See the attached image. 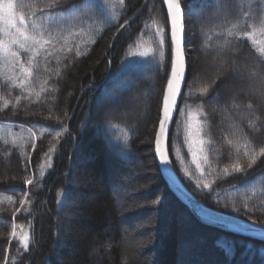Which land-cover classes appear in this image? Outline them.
I'll use <instances>...</instances> for the list:
<instances>
[{
	"label": "trees",
	"instance_id": "16d2710c",
	"mask_svg": "<svg viewBox=\"0 0 264 264\" xmlns=\"http://www.w3.org/2000/svg\"><path fill=\"white\" fill-rule=\"evenodd\" d=\"M24 3L50 43L36 54L10 35L20 63L0 57V264H264L263 242L201 224L159 172L153 141L172 60L169 25L162 52L156 35L163 2L91 0L92 12L63 0ZM231 8L227 23L209 22L200 0L188 2L194 46L167 153L205 207L264 225V95L254 86L264 78V3L232 0ZM128 61L139 70L128 71ZM229 77L241 79L238 91L226 90ZM105 97L119 103L102 114L96 104L110 106ZM131 103L138 118L125 111ZM190 119L200 137L195 157L185 139Z\"/></svg>",
	"mask_w": 264,
	"mask_h": 264
},
{
	"label": "snow or ice",
	"instance_id": "6c2138e0",
	"mask_svg": "<svg viewBox=\"0 0 264 264\" xmlns=\"http://www.w3.org/2000/svg\"><path fill=\"white\" fill-rule=\"evenodd\" d=\"M63 2L69 9L75 7L77 3H85L87 4L86 11H93L91 0H71V2L70 0H63ZM98 2L99 0H96V3ZM164 2L167 4V19L163 25L158 27L156 35L159 37V48L162 52L166 45L168 25L170 24L172 60L171 75L167 80V90L163 97L162 114L159 120V132L156 137V151L159 154L162 171L168 169L169 162L165 153L161 150V141L165 140L168 136L170 122L174 117V110L177 108L178 100L182 95L183 85L186 82L187 64L185 49L194 46L189 40L187 30L188 21L191 20V13L188 10L189 0H185L183 4L180 0H164ZM60 3L61 0H53L51 7L56 8ZM200 3L210 13L207 16H202V21L228 22L229 14H232V0H200ZM262 3H264V0H262ZM28 7L30 6L25 4L24 0H0V14H2L0 15V19L3 20L5 32L11 35L10 43L12 45H16L17 49L29 50L39 54L41 50L47 51L45 45L50 43V35L49 38L46 39L45 30L43 28L36 30V23L31 20L29 15L25 12V9ZM60 10L63 11L65 9ZM97 14H99V12ZM3 51L6 57L13 58L17 64L20 63L17 50H12L9 48L8 44H4ZM134 63L133 61H128L125 65L126 69L130 72L139 70L132 67ZM163 68L164 72L167 73L166 64L163 65ZM21 71L24 72L25 75H31V72L23 65H21ZM229 78L235 79V77ZM254 86H258L261 90V94L264 95V78L259 81L258 85L254 84ZM206 90L207 89H205V91ZM104 99L110 105L119 103L118 98L105 97ZM57 135H59V132H57ZM98 135H104L107 138V133L103 129L98 130ZM201 143L203 142L201 141ZM260 155L264 156V148L260 149ZM254 162L255 158H253V163ZM249 167H251V164H249ZM235 168L236 171L241 170L239 164H237ZM31 183V179L25 181V184ZM204 187L207 188L208 185L205 184ZM70 195L71 190L69 189L66 193V198ZM253 225H255V221H253ZM233 227L237 232L257 231L256 227L250 226L247 222L236 223ZM261 234H264V230H261ZM25 247H27V245Z\"/></svg>",
	"mask_w": 264,
	"mask_h": 264
},
{
	"label": "water",
	"instance_id": "95a60500",
	"mask_svg": "<svg viewBox=\"0 0 264 264\" xmlns=\"http://www.w3.org/2000/svg\"><path fill=\"white\" fill-rule=\"evenodd\" d=\"M162 1L165 4L166 12H167V4L164 2V0H162ZM130 21H131V19L126 21V22H124V24L121 25L119 30L121 28H123L126 24H128ZM170 39H171V30H170ZM184 85H185V83H184ZM184 85H183V88H182V93H183ZM166 90H167V84H166V87L164 89V93H163L162 100H161L159 119H158L157 128H156V131H155V136H154V141H153V151H154V156H155V159H156L157 166L159 168L160 174H161L162 179L165 182L168 190L174 195V197L183 206H185L188 209V211L201 224L216 228V229H218L220 231H223V232H226V233H230V234H234V235H237V236H241V237H245V238H249V239H253V240L264 242V234H261V230H264V225H258V224L253 225V222H249V221L244 220L242 218L226 215V214L219 213L217 211L211 210L209 208H206L204 205H202L200 202H198L185 189V187L182 185V183L179 181V179L177 178L176 174L174 173V171H173V169L171 167L170 161L168 159V154H167V138H168V136H167V138L165 140L161 141V150L165 153V155H166V157L168 159V162H169L168 163V169L167 170H163V171L161 170L162 169L161 161H160V158H159V154L156 151V137H157V134L159 132V120H160V116L162 114L163 97H164V94H165ZM181 97H182V95L180 96V98L178 100L177 108L174 110V117H175L176 112L178 110V106H179ZM174 117H173V119L170 122V128L172 126ZM240 222H247V224H249L250 226L256 227L257 231L256 232H237L234 229L233 225H235L236 223H240Z\"/></svg>",
	"mask_w": 264,
	"mask_h": 264
},
{
	"label": "rangeland",
	"instance_id": "374dc122",
	"mask_svg": "<svg viewBox=\"0 0 264 264\" xmlns=\"http://www.w3.org/2000/svg\"><path fill=\"white\" fill-rule=\"evenodd\" d=\"M0 15H2V14H0ZM4 34H6V32H5V26H4V23H3V20L2 19H0V35L3 37V35ZM6 36H7V40L4 42V41H2V40H0V57H6L5 55H4V51H3V45L4 44H8V46H9V48H10V46H11V44L8 42L9 41V37H10V34L8 33V34H6ZM186 53H187V50L185 49V55H186ZM6 58H8L9 60H10V63H12L14 60H13V58H11V57H6ZM203 62L204 60H200L198 57H197V59H196V67H198V70H202V65H201V62ZM15 62V61H14ZM199 62H200V67H199ZM203 65H205V64H203ZM233 73H235V72H233ZM237 75L238 74H242V76H240V77H243V76H245L246 75V71H238V73H236ZM234 76V75H233ZM238 81H239V83H240V81H241V79L240 78H235V79H233V80H230L227 84H226V86H227V91H229V92H232V91H238L237 90V84H238ZM237 83V84H236ZM138 95L140 96V94L138 93ZM100 103V105H102V102H99ZM143 103H144V105L146 104V102H144V100H143ZM98 103L96 104V108H98V111H99V113H102V114H106V113H108V112H110V111H112L113 109H115L114 108V106H112V105H110V106H106V105H102L103 107H100V109H99V106H100ZM136 105L134 104V103H131V104H126L125 106H124V108H125V111H126V113L128 114V115H130V116H132V117H136V118H138L140 115L136 112V107H135ZM146 106V105H145ZM122 114H123V112H121ZM102 114H100V115H102ZM188 132H187V134L185 135V139H186V146H187V148L189 149V151H190V153L193 155V157H195L197 154H199V148H200V137H199V131H198V127H197V123H196V121H194V120H192V119H190L189 121H188ZM80 163V156L78 155V158H76V164H79ZM139 168V169H138ZM131 169H132V171L133 172H136V171H138V170H140V164L138 163V164H136L134 167H131ZM137 169V170H136ZM75 170V172L77 171V169L75 168L74 169ZM136 170V171H135ZM74 197V196H73ZM76 194H75V199H76ZM73 199V198H72ZM74 204H70L69 205V207L67 208V211L65 212V213H63L61 216H60V224H59V227L60 228H62L64 231H67L68 229H67V226H66V219H70V218H72V215L74 214V213H76V210H74ZM182 215H183V213H182ZM182 218H183V220H184V222L185 221H187L186 220V218H187V216L186 215H183L182 216ZM243 219V218H242ZM244 220H246V219H244ZM249 221V220H248ZM250 222H252V221H250ZM111 227H108L107 229H106V232H107V234L108 233H110L111 232Z\"/></svg>",
	"mask_w": 264,
	"mask_h": 264
},
{
	"label": "bare ground",
	"instance_id": "6f19581e",
	"mask_svg": "<svg viewBox=\"0 0 264 264\" xmlns=\"http://www.w3.org/2000/svg\"><path fill=\"white\" fill-rule=\"evenodd\" d=\"M161 1H162V0H161ZM162 2H163V1H162ZM163 4H164V3H163ZM164 7H165V4H164ZM165 9H166V7H165ZM137 15H138V13H136L134 16H132L131 18L127 19L126 21H128V20H130V19H131V21H132ZM126 21H125V22H126ZM131 21H130V22H131ZM130 22H129V23H130ZM129 23H128V24H129ZM123 24H124V23H123ZM126 25H127V24H126ZM126 25H125V26H126ZM125 26H124V27H125ZM120 27H121V26H120ZM120 27H119V28H120ZM169 27H170V24H169ZM121 29H122V28H121ZM121 29H120V30H121ZM118 31H119V29H118ZM170 74H171V72H170ZM154 157H155V156H154ZM155 160H156V159H155ZM156 163H157V162H156ZM158 169H159V168H158ZM159 172H160V171H159ZM206 208H207V207H206ZM247 221H248V220H247ZM249 222H250V221H249ZM255 224L263 225V224H259V223H256V222H255ZM263 243H264V242H263Z\"/></svg>",
	"mask_w": 264,
	"mask_h": 264
}]
</instances>
